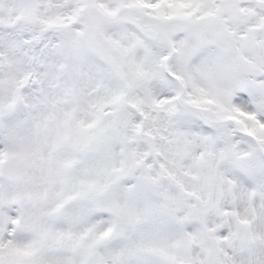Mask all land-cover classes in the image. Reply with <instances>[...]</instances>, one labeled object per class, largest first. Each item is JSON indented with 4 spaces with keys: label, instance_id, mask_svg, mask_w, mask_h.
Here are the masks:
<instances>
[{
    "label": "snow or ice",
    "instance_id": "6c2138e0",
    "mask_svg": "<svg viewBox=\"0 0 264 264\" xmlns=\"http://www.w3.org/2000/svg\"><path fill=\"white\" fill-rule=\"evenodd\" d=\"M0 264H264V0H0Z\"/></svg>",
    "mask_w": 264,
    "mask_h": 264
}]
</instances>
